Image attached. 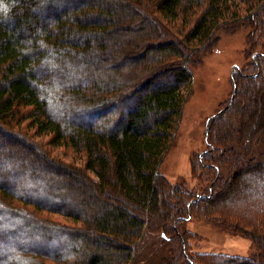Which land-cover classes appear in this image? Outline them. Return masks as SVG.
Listing matches in <instances>:
<instances>
[{
    "label": "trees",
    "instance_id": "1",
    "mask_svg": "<svg viewBox=\"0 0 264 264\" xmlns=\"http://www.w3.org/2000/svg\"><path fill=\"white\" fill-rule=\"evenodd\" d=\"M235 23L250 29L251 60L208 118L191 162L208 185L192 193L160 166L194 69ZM27 129L81 152L83 167ZM194 214L264 251V0H0V264H132L146 230L166 247L157 264H199L179 230Z\"/></svg>",
    "mask_w": 264,
    "mask_h": 264
},
{
    "label": "rangeland",
    "instance_id": "2",
    "mask_svg": "<svg viewBox=\"0 0 264 264\" xmlns=\"http://www.w3.org/2000/svg\"><path fill=\"white\" fill-rule=\"evenodd\" d=\"M242 6L243 4H239V7ZM239 13L244 14L242 11ZM249 32L248 27L239 23L223 28L218 34L216 46L211 53L201 58L194 69L190 89L184 92L182 118L175 137L163 157L160 172L171 183L184 186L192 193L201 192L207 183L202 178L204 171L200 167H197L199 179L195 176L196 173L195 175L192 173L191 162L195 156L197 157L208 148L205 140L206 122L230 99L234 71L245 67L251 60L247 38ZM52 77L55 78L54 75ZM240 130L235 127L234 138ZM26 133L34 139L30 138L31 140L41 145L44 150L46 149L52 158L55 157L53 159H57L56 162H70L77 167H83L84 156L81 152L70 147L51 145L47 143V137L36 136L31 129H27ZM2 143L8 144V141L3 140ZM17 152L18 159L20 156L21 158L29 157L31 163L36 164L35 166L44 168L41 167L43 163L37 157L35 150L20 148ZM51 172L48 170L47 173L52 175ZM239 205H235L234 208L239 210ZM244 216L249 218L250 215L244 212ZM47 217L56 223L65 221L63 217L53 213L47 214ZM239 223L245 225L242 220ZM228 224V222L221 224L218 221H209L199 214H194L182 222L179 230L188 232L187 243L190 256L199 264H217L216 259L222 256L257 258L264 263V251L254 243V240L246 236L244 232H234ZM164 248L166 247L160 241L159 232L146 230L137 250L138 258L132 264H157L161 257L166 256Z\"/></svg>",
    "mask_w": 264,
    "mask_h": 264
},
{
    "label": "water",
    "instance_id": "3",
    "mask_svg": "<svg viewBox=\"0 0 264 264\" xmlns=\"http://www.w3.org/2000/svg\"><path fill=\"white\" fill-rule=\"evenodd\" d=\"M234 91H235V88H233V91H232V95H231V97H230V100H232V98H233V95H234ZM221 110H218L215 114H217L218 112H220ZM215 114H213V115H211V116H214ZM210 116V117H211ZM209 117V118H210ZM207 122H208V120H207ZM207 122H206V125H207ZM206 132H207V126H206V129H205V134H206Z\"/></svg>",
    "mask_w": 264,
    "mask_h": 264
}]
</instances>
